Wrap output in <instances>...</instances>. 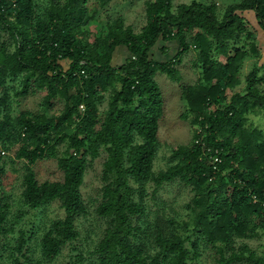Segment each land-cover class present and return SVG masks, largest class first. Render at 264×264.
<instances>
[{"label":"trees","instance_id":"trees-1","mask_svg":"<svg viewBox=\"0 0 264 264\" xmlns=\"http://www.w3.org/2000/svg\"><path fill=\"white\" fill-rule=\"evenodd\" d=\"M90 1L48 0L40 8L33 0H0V116L8 83L19 85L15 98L42 92L44 107L55 99L63 103L58 113L0 117L5 150L25 163L26 207L33 212L58 201L63 211L39 237L41 258L54 260L78 238L76 221L87 213L84 175L104 154L95 214L107 226L91 264H197L203 251H209L212 264H264V256L246 243L264 236V138L249 120L264 112V61L248 72L244 88L234 91L246 59L261 56L250 21L264 37V0H240L221 9L197 1L171 9L172 0H149L140 32L117 17L88 41L82 28L111 0H94L89 9ZM158 42H177L172 60L151 59ZM118 47L130 57L114 67ZM191 48L198 76L193 85L181 87V118L190 117L198 129L188 145L172 149L170 166L154 172L163 115L154 76L159 72L179 83L180 56ZM214 154L220 162H212ZM46 157L56 162L60 181H36L31 166ZM173 182L191 193L184 216L166 217L155 203L148 219V200ZM24 235L18 233L17 252Z\"/></svg>","mask_w":264,"mask_h":264},{"label":"rangeland","instance_id":"rangeland-1","mask_svg":"<svg viewBox=\"0 0 264 264\" xmlns=\"http://www.w3.org/2000/svg\"><path fill=\"white\" fill-rule=\"evenodd\" d=\"M33 1L40 8L48 3V0ZM146 1L149 0H111L104 8L98 10L97 16L90 24L82 28L85 38L88 41H92L96 36L105 33L107 21L117 17L122 18L124 25L131 26L135 33L140 32L146 22L144 13ZM192 1L201 3L214 2L221 9L240 0H172L171 9H174L177 5L188 4ZM93 5L94 0H91L88 8H92ZM250 24L255 29L259 39L258 45L261 56L260 58L248 57L246 59L238 74L241 85L237 86L234 91L242 90L248 72L256 63L260 64L264 61V37L254 22H252V19ZM120 48L125 50V48ZM120 48H116L112 54L111 65L114 67L122 64L130 57L129 54L125 53L126 50L124 52L125 55H122V53L118 54L117 51ZM178 49L177 42H158L151 49L150 57L155 61H170L174 58ZM127 55L128 58H126ZM180 57L181 64L177 65L181 76L179 83L171 81L165 74L159 72L154 76L163 100V115L159 121L157 134L159 146L152 168L154 172L165 170L170 166L173 163L171 160L172 149L180 145H188L192 138V132L198 129L197 126L191 125L190 117L188 119L181 118L185 111V102L181 100V87L193 85L198 76L197 70L192 66L195 54L191 48ZM6 87L7 99L3 106L5 111L2 112L1 116L7 115L10 120L16 118L22 111L51 114L58 113L63 106L62 101L55 99L52 102V107H44L41 105L44 95L42 92L15 98L14 93L19 89V85L8 83ZM3 91L0 89V95H2ZM231 94L232 92L228 91L227 98ZM105 107L106 105L103 104L102 109H105ZM249 120L252 126L262 131L264 138V112L250 115ZM136 141L139 142L140 139H136ZM103 158L104 154L92 160L84 175L81 193L87 205V213L76 221V228L79 233L78 238L63 246L54 260L45 262L40 256L39 237L52 221L63 217V211L58 201H53L33 212L26 207L21 196L25 163L22 160L14 159V151H8L4 173L0 178V206H5L0 210V212L4 213L3 221L0 223L3 229L0 234V264H13L15 260H18L21 264H91L93 259L91 252L107 226L106 219L95 214L96 204L99 201V191L102 186L100 177ZM31 167L38 183L60 181L62 179V173L57 168L56 162L49 157L37 160ZM150 192L151 187L147 186L145 194ZM190 197L191 193L189 190L177 182L164 185L155 195V200H148L147 202L148 210L151 211L148 212V219L152 217L156 209L155 203L163 207L166 217L176 216L177 219H181L185 213L183 206ZM21 231L25 232L26 242L22 246L21 251L17 252L18 233ZM246 243L264 256V236L259 239L246 241ZM79 255L82 256L80 262L76 260ZM196 263L212 264L209 251H203Z\"/></svg>","mask_w":264,"mask_h":264},{"label":"built area","instance_id":"built-area-1","mask_svg":"<svg viewBox=\"0 0 264 264\" xmlns=\"http://www.w3.org/2000/svg\"><path fill=\"white\" fill-rule=\"evenodd\" d=\"M195 142L197 143V141H195ZM215 154H216V151H215ZM215 154L212 157V162L218 163L220 161H219V158ZM7 155H8V151L5 150L3 141L0 139V164L2 162V159H4L5 156H7Z\"/></svg>","mask_w":264,"mask_h":264},{"label":"crops","instance_id":"crops-1","mask_svg":"<svg viewBox=\"0 0 264 264\" xmlns=\"http://www.w3.org/2000/svg\"><path fill=\"white\" fill-rule=\"evenodd\" d=\"M118 48H120V47H118ZM122 48H123V47H122ZM125 50H126V49H125ZM125 50L120 48V50H118L117 53H118V54L122 53V55H125V53L128 54L127 51L125 52ZM124 52H125V53H124ZM126 58H128V55H127Z\"/></svg>","mask_w":264,"mask_h":264}]
</instances>
